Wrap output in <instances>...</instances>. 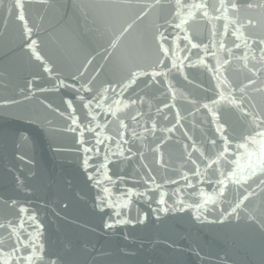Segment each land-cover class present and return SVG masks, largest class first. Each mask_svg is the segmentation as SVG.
Returning <instances> with one entry per match:
<instances>
[{"label":"water","instance_id":"95a60500","mask_svg":"<svg viewBox=\"0 0 264 264\" xmlns=\"http://www.w3.org/2000/svg\"><path fill=\"white\" fill-rule=\"evenodd\" d=\"M204 2L0 0V258L264 264V0Z\"/></svg>","mask_w":264,"mask_h":264},{"label":"snow or ice","instance_id":"6c2138e0","mask_svg":"<svg viewBox=\"0 0 264 264\" xmlns=\"http://www.w3.org/2000/svg\"><path fill=\"white\" fill-rule=\"evenodd\" d=\"M17 4H18V6L22 7L21 0H17ZM193 6L195 8H197V9L207 8V0H205L204 3L195 4ZM231 6L233 8L237 7V4H236L235 0H232ZM249 7H251V5H249ZM203 15L204 16H208V12L205 11L203 13ZM20 19L21 20L24 19L22 15L20 16ZM184 23H187V21L186 20H181V24H184ZM181 24H177L176 27L177 28L181 27ZM159 39H160V41H165L167 38L164 37L163 34L161 33ZM238 39H239V37H238ZM189 43H191V41H189ZM33 44H35V41H33ZM191 47L192 48H198V47H201V45H198V44H195V43H191ZM203 47H204V50L207 51L208 46L205 45ZM221 47H223V44H221ZM235 47L239 48L240 45L236 44ZM160 49L164 53L165 56H168V54L170 52V48L165 47L164 44L161 43ZM36 58L37 59H41V57L39 55H37ZM160 63L163 64L164 63L163 60H161ZM225 63H228V61H225ZM175 66H176L175 62H173V67H175ZM45 70L47 71L48 69L46 68ZM218 70L219 69H217V71ZM163 75H164V73H162V72H154L152 78L155 79L156 76H163ZM135 78H136V74H134L133 79H132V81L130 83H135ZM223 83L226 84V82H223ZM249 83H252V81H249ZM126 90H127V86H125V91ZM83 91L90 92L91 89L88 88L87 85H85V86H83ZM104 91H107V89H105ZM81 99H83V97H81ZM103 99H104L103 93L102 92L98 93L97 95H93L90 98H88L86 100V102L83 104V107L88 108L89 111H91V105L93 104V102H95V104L97 106H99ZM130 103L131 104H136L137 100H132V101H130ZM67 104H68L69 108H73V101L68 100ZM124 106L128 107L129 105H128V103H126ZM205 107H207V105H205ZM73 111H75V109H73ZM112 115H116V113L113 112ZM177 118L179 119V114L178 113H177ZM133 119H135V117H133ZM73 123L76 124L77 121L74 119ZM121 124H122V127H124V128L128 127L127 125L123 124V121H121ZM73 130H75V129H73ZM218 131L222 132V129H218ZM121 135H123V133H121ZM258 135H260L261 137H264V132L258 133ZM98 143H102V141H98ZM125 143H127V141H125ZM192 147H193V151H198V149H196L195 145H193ZM86 151H91V149H86ZM226 151H227V147H225V149H224V152H226ZM224 152H221L219 154V156H217L215 159H210V162H208L206 164V167L210 169V168L213 167L214 164H217L219 162L220 158L223 157ZM200 156L203 157L204 154L201 152ZM189 157L191 158V153H189ZM85 163L87 164V160H85ZM192 163L196 164L197 161L196 160H192ZM197 174H199V173H197ZM241 180H245V178L243 176H241L235 182L239 183ZM245 182H246V180H245ZM219 183L221 185H224L223 181H219ZM224 187H226V185H224ZM105 191H107V189H105ZM220 192L221 193L223 192V187L220 189ZM100 199L103 200L104 198H100ZM245 199H247V197H245ZM161 202H163V201H161ZM208 202L215 203V201H212L211 198H209V200L204 201V203H208ZM13 204H15V202H13ZM106 206H108V205H106ZM233 211H235V209H233ZM20 212L21 213H26L27 209L21 207L20 208ZM115 214L117 216L120 215V213L118 211ZM29 218L30 219H34V217H29ZM25 223H26V221L24 220L23 216L20 217V223L18 225H14V224L9 223L8 227L11 229V231L9 232L8 240L11 243V250L7 253V257H15V256H17V254H19L21 252L22 249L27 251L29 248H32L36 252H40V253L43 252L42 246L40 248H36L35 243L33 242V238H32V236L30 234L25 236V235H23L22 232L18 233L17 229L18 228L19 229H23ZM117 223H130V221L124 219V220H118ZM106 226L107 227H113V225H111V224L106 225ZM2 227H5V225L0 224V228H2ZM26 240L28 241V243H25ZM5 247H6V245H5L4 238L0 237V252H3ZM41 258L42 257H35L34 258L32 255H29L28 257H22V259H25L28 262V264H35V260L36 259H41ZM0 264H11V260L8 259V258H0ZM50 264H55V261H50Z\"/></svg>","mask_w":264,"mask_h":264}]
</instances>
